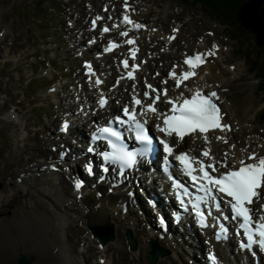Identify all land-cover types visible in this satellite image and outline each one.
<instances>
[{
	"label": "rangeland",
	"instance_id": "374dc122",
	"mask_svg": "<svg viewBox=\"0 0 264 264\" xmlns=\"http://www.w3.org/2000/svg\"><path fill=\"white\" fill-rule=\"evenodd\" d=\"M86 1L91 3V9L99 11L105 0H0V32H4L0 37V66L3 61H10L4 65V69L0 68V71L4 70L5 75L11 77L4 78L6 84L2 88L4 94L0 95V117L10 108V114L16 117V120L10 123L5 120L0 121V192L7 195L14 194L10 204L13 209L22 210L21 205L12 204L16 201L14 198L18 197L15 186L22 185V183L19 185L20 182L16 179L21 174H30L29 171L34 170L35 158L40 157L41 160V157L44 159L45 156H56L48 149L58 139L55 130L58 127L60 114L53 107L56 102L53 94H47L45 90L54 85L58 88L61 97L67 96L73 87L70 78L73 81L79 74L80 60L74 46V35L76 31H81L82 27L87 28L85 18L90 10ZM135 2L139 4V13L143 12L149 23L154 24L157 29L165 33L171 32L173 26L181 29V38L177 40L174 52L180 53L182 46L187 48V45H194L196 49H200L198 46L202 43L200 37H204L208 42L217 38L226 45L216 71L224 67V71H221L225 72L224 76L230 80V83L248 82L252 86L231 94L230 100L235 105L231 115L243 121L241 127L245 128L237 129L235 134L238 139L242 131H247L244 133L246 142L250 143L258 139L264 143V127L259 125L258 120V112L264 105V97L262 98L258 93V79L249 71L248 64L251 62L243 56L245 52H250L254 54V59L256 58L258 46L252 44L251 34H264L262 16L249 5L237 2L246 16L240 15L236 10L230 11L221 0H206L203 2L205 5L194 0H135ZM216 13H219V17H216ZM69 24L73 26L69 27ZM210 31H214L215 38L210 35ZM240 32L246 33V36L239 38ZM234 35L239 38L238 42L232 38ZM160 41L161 38L156 36L150 48L155 44L159 45ZM157 45L154 52L160 53L161 50ZM150 48L146 47L143 55L151 53ZM6 51L9 54H6ZM5 56L19 58L11 60ZM164 63L165 61L162 60L160 64ZM229 65L235 67L233 70L235 74L232 70H228ZM50 69L51 74L41 76L43 71ZM33 73L37 77H34ZM19 76H23L22 86L16 84ZM39 77L43 78L37 79ZM34 79L37 80L28 83ZM56 79L58 80L55 82ZM261 91H264V86H261ZM44 179L49 183L52 181L51 177ZM63 180L62 177V181L56 187L55 196L65 200L66 206L72 209L68 211L67 222L70 221V224L66 232L73 258L78 264H97V257L101 255L108 258L109 264H149L146 252L150 234L148 230L151 226L148 221H144L142 215L138 218L132 214L130 219L132 224L136 223L139 226L142 221L141 228H136L134 236L140 248V254L135 255L128 251L124 238V224L127 226L128 222L120 219L116 215L117 212L113 214L106 201H97L93 195L86 196L83 202L77 203L70 187ZM26 183L22 186L28 190L41 191L40 188L46 187L42 180H30ZM49 186L52 187V183ZM103 224L115 226L118 238L117 244L106 246L105 253L98 251L96 239L91 244H85L87 239L91 240L88 228ZM159 244L168 250L171 246L174 247L173 251L176 253L174 261L177 264H191V261L195 263L194 258L185 260L184 253L179 255L177 249L175 250V244L164 242ZM181 246L190 251V245ZM32 264H35L34 260ZM42 264L51 263H48V258L45 257ZM157 264H171V261L164 258Z\"/></svg>",
	"mask_w": 264,
	"mask_h": 264
},
{
	"label": "bare ground",
	"instance_id": "6f19581e",
	"mask_svg": "<svg viewBox=\"0 0 264 264\" xmlns=\"http://www.w3.org/2000/svg\"><path fill=\"white\" fill-rule=\"evenodd\" d=\"M196 1V0H194ZM200 1V0H199ZM223 1V0H222ZM200 3V2H199ZM237 6V5H236ZM235 7V6H234ZM137 9V7H135ZM133 9V18H136L137 20H141L139 18V16L137 14H139V12L136 9ZM192 10V9H191ZM233 11V10H232ZM263 13L264 11L261 10ZM241 15V14H240ZM145 17H147L145 15ZM264 17V14H263ZM234 19V18H232ZM142 21V20H141ZM143 22V21H142ZM239 23V22H238ZM154 27V26H153ZM147 28L145 27V25H143V28L139 29V31L132 33V36H134L136 38V43H135V48L136 49H141L142 45L144 43H146V41H148V44H151V38H153V35L155 34L153 31L152 33L149 31L147 32L146 30ZM126 30V29H123ZM175 32L171 34V36H174L175 38L171 40L168 39V36L165 37L164 31H161V35L160 38L161 39H166L167 41L165 42V46H164V52H160V53H154V60H152L153 62H158V61H165L164 67L168 66L169 69H173L174 66L172 65V63H168V60L170 59H176V57H178L179 55L177 54L178 52H174L175 50V45H177V40L180 39L181 37V29H174ZM145 33H150L148 34V39L146 38V34ZM111 34V33H110ZM111 35H109L110 37ZM100 38H107V36L104 37H100ZM186 44V43H185ZM207 42H205L203 45H201V47L203 49H205L207 47ZM157 44L152 46V49L154 50L155 46ZM157 47H159V45H157ZM192 46H189L187 48H191ZM151 49V50H152ZM174 49V50H173ZM208 49V48H206ZM87 51L90 52V49L87 48ZM88 52V53H89ZM122 52V51H121ZM162 53V54H161ZM217 55V56H214ZM214 55H211V58L209 59V62L207 65H204L201 69H199L198 72V76L195 77L193 80L189 81L188 83L185 84L184 88H189L191 86H193L195 89L199 88L201 90H207V85L212 81V83L216 84V86L218 87V89L220 88V94H219V99H220V103L222 106V110L226 113L225 116V120L226 121H232L231 117H233L231 115V110L232 108L235 106L233 102H231V94L232 92H235L237 90H241L244 88H252L250 83H238L236 81L233 82H229L230 80H227L225 78V72L222 71H216V66L218 65V56L221 55V51L214 53ZM108 58H112L113 56L110 57H103V60L101 62H95L96 64V69H100L101 67H105L107 69L108 72H105V80H103V83L101 86L99 87H95L94 86V80H97V73L96 71H94L90 77L88 79V81L90 83H88L87 78H84L82 80V87L81 90L84 94V96H90L92 97L93 94H95L96 92H102V94L109 92L110 96H115L117 95V98H115V103L118 104V102L125 104L127 102V100H125L127 94L129 93H133V87L131 86V84H137V87H139V85H141V88L144 89V92L148 91L146 90L144 87L145 85H152V87L155 89L157 84H159V86H161L163 88V90L165 89V87L170 89V92L173 90L170 87V84L167 85L166 83H164L165 78H162L161 75H159L161 71V69L159 68L160 64H156V70L152 71L150 68V65L152 63L151 60L148 61V59L146 60L147 62H145V60H142L139 57V63H141L140 60H142L143 62V68L137 72L138 77L135 79V81L133 82H127L124 79L121 78H115L118 79V83L116 81V83H113L115 81L114 76H110V73L113 72L114 70V66L110 67V59ZM218 58V59H217ZM145 62V63H144ZM233 66V65H232ZM234 67V66H233ZM224 68V67H223ZM223 68H220L221 70H223ZM237 68H239V66H237ZM146 69V72L144 71L143 75L148 74L149 77H147V79H145V82L141 83L139 81V73L143 70ZM229 70V68H228ZM224 71V70H223ZM233 71V69H232ZM159 72V73H158ZM228 73V72H227ZM233 73L235 74V72L233 71ZM102 79V77H101ZM240 79V78H239ZM209 80H211L209 82ZM106 85L108 86H114L113 91H109L108 88L106 87ZM126 90V93H124V91ZM55 91V92H54ZM53 92L55 93L54 97L57 98V94H56V89ZM53 93V94H54ZM120 98V100H119ZM65 104V103H64ZM67 106V104H65ZM78 110L76 104L74 102H71L68 104V107H64L63 111L67 114L68 120L69 122L66 120V122L70 125L69 126V131H67V134L70 138V140L67 141L68 144V148L70 146H79L82 143L80 142V140L77 138L78 136H80L82 133L81 131H79L81 129V126L83 125V121L85 119H77L73 113L74 109ZM106 110H100V109H96V107H86V111L87 113L91 116L92 114H96L98 113L99 116H104L108 113V109L109 106L106 107ZM110 113H114V108L113 110H109ZM234 118V117H233ZM16 119V118H15ZM96 120V119H95ZM243 122V121H242ZM242 122L235 119L232 121V127L231 130L228 133H223L221 137H224L227 140V143H224L222 140H218L217 136H215L216 133H212L211 136L208 135L209 140H210V144H206L205 141H201V139H195V141H190V139H187L186 142L188 143H184V145L182 144V148L184 151H190L192 153L197 152L198 150L201 149H206V148H210L211 149V155L215 158V162L216 163H221V162H226L227 164H231V165H237L239 164V161L243 158H245V156L247 157V155L245 154V150H248L249 147L246 146V144H239L238 139H237V135L235 134V130L237 128H242ZM245 129V128H242ZM247 132V131H245ZM244 131H242V133H245ZM83 139L82 141H85L87 139V137L85 138V135H83ZM257 143H262L260 140L257 141ZM189 146V149H187V147ZM235 147H232V146ZM241 147V150H239V148ZM254 150V153H257L258 156H261V153L264 152V143H262V147L260 149H255L254 147L250 146V149ZM97 149V147L95 146V150ZM71 150V149H70ZM244 150V151H243ZM225 153H227V156L225 155ZM79 154V153H77ZM88 155L86 153H83V157H87ZM48 170V169H47ZM69 172H71V168L69 167L68 169ZM32 176V175H31ZM31 176H28L27 178L29 179V177L31 178ZM41 176L46 177V176H52V172H50L48 170V173H44L42 172ZM57 178H60V174H57L55 179L57 180ZM65 183L68 184L69 187H71V183L69 181V179L67 177L64 178ZM23 185L27 184L25 182V180H23V182H20L19 185ZM47 184V181L45 182ZM15 186L16 187V194L18 195L17 199L14 198V200H16L15 202H12L13 205L17 204V205H21L22 206V210H17V209H13L10 207L11 204V197L14 194L11 195H7L4 192H0V264H15V260L19 255H24L26 257L29 258V263L30 264L32 262L31 257L33 258L35 264H42L43 260H45V257L48 258V263H59V264H78L76 262V260L73 258L72 255V251H71V246L69 245V241H68V237H67V226H69L70 221L67 222L68 220V210L70 209L69 207H64L63 202H66L65 200L62 201L61 198H59L58 196H55L56 192H52L53 189L49 186H46L45 188H40L41 191H38V189H33V190H28L26 187L24 186ZM101 185H96V190L100 191ZM127 187L126 186H121L119 188L114 189V193L112 195H108L107 192L104 193L106 200L108 201V205L111 206L113 211H118L119 217H126L129 218L128 223L129 225L127 226L128 229H131L134 233V231L136 230L134 228V225L130 224V210H133L132 208H134L135 206H131L127 205L126 207V211L124 212V215L121 213V209H123L124 207V202L125 203H129L131 202L130 198L128 196H125V192L127 191ZM150 189L152 190V192L154 193V197L156 196V191L154 190L155 188L150 187ZM165 190V194L167 189ZM74 192L71 190V194H73ZM150 193V192H149ZM136 195V194H135ZM143 196V195H142ZM142 196H138L136 195V197L138 198H142ZM57 198L54 200L57 201H53V198ZM121 198L123 202H121L120 204H118V200ZM167 205H169V202L167 203ZM164 208L165 206H160V209ZM166 211H163L167 216H166V225H168L167 229H163L162 231V235H165L162 237V241L164 243H170L172 242L173 244H175L176 249L178 251V254H183L184 253V259H190V258H194L197 259V255L198 253H201L203 255V253L207 250L210 249V246H206L202 245L201 247V242L199 237L195 236V237H189L190 238V248H191V252L187 251V249H183L182 246L178 243H175V235H177L178 230L172 229L170 227L169 221H168V217H170V215H172L173 213L169 212L167 209H165ZM161 210H159V213L162 214ZM74 213V212H72ZM71 213V214H72ZM146 219H150V216L147 215L145 216ZM171 218V217H170ZM144 219V220H146ZM182 219V218H181ZM138 228L141 226H139L137 224ZM179 227H185L184 221L182 220L179 224ZM137 228V227H136ZM117 229L115 231H113V235L112 238L109 239V241L107 243L103 244V248L104 246L106 247L107 245H112V244H117L116 242H118V238L117 236L115 237V233ZM154 231H157V229H154ZM174 232V234H173ZM117 235V234H116ZM171 235V236H170ZM129 236V235H128ZM181 237V236H180ZM185 237V236H184ZM131 238V237H130ZM150 238H154V236L152 234H150ZM129 239L128 237H126V247L130 248V246H132L129 243ZM90 242L87 241V244H89ZM86 244V245H87ZM170 245V244H169ZM188 246V245H187ZM198 246H200L201 248L199 249ZM169 247V246H168ZM215 247H213L212 249H214ZM216 250L218 251L219 256L221 258V260H223V264H229V261L227 259V257L224 255V252H222V248H216ZM210 250H208L209 253ZM140 254V249L138 248L137 251L134 252L135 255ZM207 253V254H208ZM206 254V256H207ZM234 255V254H233ZM173 256H175V253L172 252V257L170 258V260L173 261ZM187 256L189 258H187ZM232 255H230L231 257ZM234 261L238 260V258H233ZM164 262V261H163ZM200 262V261H199ZM202 263V261H201ZM200 263V264H201ZM105 264H109L108 262L105 261ZM175 264V263H174ZM237 264V261L236 263Z\"/></svg>",
	"mask_w": 264,
	"mask_h": 264
},
{
	"label": "snow or ice",
	"instance_id": "6c2138e0",
	"mask_svg": "<svg viewBox=\"0 0 264 264\" xmlns=\"http://www.w3.org/2000/svg\"><path fill=\"white\" fill-rule=\"evenodd\" d=\"M125 11H129L127 0H125ZM101 19L100 17L96 18ZM124 24L131 25L132 29L139 30L143 28L142 24L136 23L128 14L123 17ZM96 21H93L95 26ZM110 29L104 27L103 32L107 33ZM175 31V30H174ZM121 36L127 37L128 31L120 33ZM174 36H170L168 39H174ZM128 45H134L136 41L134 39H127L125 41ZM112 41H109V46L105 49L106 52H111L115 48L119 47ZM138 49H130V56L133 60L136 59V53ZM214 55V52H208L206 54L197 53L195 56H189L184 60V63L191 69L177 76L175 70L169 75L175 80L176 87L179 88L184 81L191 79L196 75V69L206 62V56ZM125 69L129 68L128 59L122 61ZM91 73V65H86ZM139 65H132V70L128 71L127 78L130 80L135 79L134 73L138 70ZM97 85L102 81L97 79L95 81ZM118 83V81H117ZM167 83V81H164ZM150 91L144 92V96L152 103L144 104V102L137 96L132 97V107L124 106L123 116L116 117L115 123L121 126L127 125V130L135 134V140L142 145L141 148L129 151L126 145L123 143V134L112 126H106L99 129V133L107 141L108 147L111 151H105L102 153L103 161L105 165L111 164L119 167V171L123 174L125 169L131 168L137 162V156H146L152 149V138L148 134L146 128L147 120L141 121L138 117L145 116L146 113L154 114L157 119L162 120V123L156 125L158 132L163 133L165 137H175L177 141H183L186 136L200 134L206 144H210L208 133L210 131L231 130L227 124H222V114L217 103L214 100H218L219 97L216 92H210L205 95L200 89H197L191 98H184L182 101H174L168 99L167 104L171 105L169 112L161 113L156 108V104L160 101L161 95L167 96V89H164L161 93L157 89H154L152 85H147ZM155 93V96H152ZM183 95V94H181ZM107 103V100L103 97L99 100V104L103 107ZM140 108V112H137V108ZM112 122H110L111 125ZM68 124L65 122L63 125V131H67ZM94 138H101L100 136ZM218 140H222L227 143L224 137H217ZM160 144L163 145V151L167 156L174 154V146L169 144L167 139H160ZM232 147H235L234 145ZM89 152L93 149L89 148ZM201 155L207 158L213 163L205 164L204 160L197 159L189 156L187 153H181L175 156V159L179 161L182 166V170L185 175L189 176L193 184H197V191L203 193L194 198L192 203L193 209L200 217V223L202 226L205 224V214L201 210V204H206L209 201H217L215 207L217 210L220 208L218 202V195L226 199L227 204L230 206L232 219H239L241 221L239 227L243 231V235L246 238L247 243H242L241 246L252 249L254 245L258 246L261 252H264V156H258L253 153L248 156V160L244 159L239 161V167L231 168L226 172L220 173V169L216 166L215 158L211 155V149L206 148L202 151ZM227 156V153H225ZM220 167L227 168L226 162L220 164ZM211 169V172L209 171ZM109 169L107 166L103 168L104 172ZM87 171L92 174V165H87ZM198 173V174H194ZM212 173H220L219 175H213ZM82 187V182L77 181L75 188L79 190ZM173 187L182 189V194L178 193V198L181 199V203L184 204L183 196L187 195L192 200L191 193L179 182L173 181ZM258 204V209H253L252 205ZM210 215V213H209ZM212 264H216L215 256H210ZM103 264V262H102Z\"/></svg>",
	"mask_w": 264,
	"mask_h": 264
},
{
	"label": "water",
	"instance_id": "95a60500",
	"mask_svg": "<svg viewBox=\"0 0 264 264\" xmlns=\"http://www.w3.org/2000/svg\"><path fill=\"white\" fill-rule=\"evenodd\" d=\"M93 234L95 236L99 237L100 241L103 242V243H107L109 241V239L112 238V235H113L110 230L105 234V233H103L102 230L100 231L98 229H93ZM126 236L128 237V239L130 241L129 243L132 245V246H130V248L132 250H134L136 248V244H135L134 240L132 239L130 233L128 232L126 234ZM164 254H166V252L163 251L162 249L158 248L156 246V243L154 241H151V250L147 254L148 260L152 264H155L157 262L158 255L164 256ZM17 261H18L19 264H28L29 263V258H27L24 255H21V256H19V258L17 259Z\"/></svg>",
	"mask_w": 264,
	"mask_h": 264
},
{
	"label": "trees",
	"instance_id": "16d2710c",
	"mask_svg": "<svg viewBox=\"0 0 264 264\" xmlns=\"http://www.w3.org/2000/svg\"><path fill=\"white\" fill-rule=\"evenodd\" d=\"M197 1H199V0H197ZM197 1H195V2H197ZM206 2V0H200L199 2H201L203 5H205L203 2ZM221 2H223V4H225L228 8H229V10L230 11H232V10H236L238 13H240V14H243V16H246L245 14H244V12H243V10H242V7L241 6H239V4L237 3V2H239V3H242V4H245V5H248L247 3H245L243 0H221ZM237 5V6H236ZM235 6V7H234ZM211 8V10H214V8L213 7H210ZM209 8V9H210ZM250 8L251 9H254L252 6H250ZM216 15V17H219V13H216L215 14ZM240 16V15H239ZM261 42H262V45H263V48H264V37L260 40ZM263 78V83H264V76L262 77ZM264 114V113H263ZM263 121H264V119H262Z\"/></svg>",
	"mask_w": 264,
	"mask_h": 264
}]
</instances>
